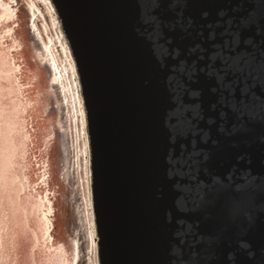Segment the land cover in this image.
<instances>
[{
    "label": "water",
    "instance_id": "water-1",
    "mask_svg": "<svg viewBox=\"0 0 264 264\" xmlns=\"http://www.w3.org/2000/svg\"><path fill=\"white\" fill-rule=\"evenodd\" d=\"M44 2L80 102L83 168L71 138L59 195L47 145L30 138L48 224L26 260L264 264V0ZM11 4L25 36L31 13ZM49 11L32 17L38 31ZM14 36L3 41L26 96L38 88Z\"/></svg>",
    "mask_w": 264,
    "mask_h": 264
},
{
    "label": "bare ground",
    "instance_id": "bare-ground-1",
    "mask_svg": "<svg viewBox=\"0 0 264 264\" xmlns=\"http://www.w3.org/2000/svg\"><path fill=\"white\" fill-rule=\"evenodd\" d=\"M22 1L31 13L30 24L25 23L24 26L25 36L9 20L15 19L18 13L11 0H0V264H31L26 260L25 246L35 242L43 226L47 228L48 224L47 219L42 218L46 213L41 212L47 196L35 191V181L40 180L41 175L36 168L31 171V164L38 157L32 151L34 139L30 138L35 137L36 141L42 140L47 145L51 159L49 173L55 183L51 190L57 189L59 195L65 196L61 188H65V182L70 178L68 152L71 138L72 150H76L77 169L81 171L83 168L79 161L81 131L77 120L80 102L74 90L65 46L59 41L61 37L49 28L54 25V20L47 7L39 6L40 1L45 5L44 0ZM20 10L26 12L23 8ZM48 11L50 17L46 20L44 16L42 30L38 31L32 17H40ZM11 30L17 32L19 39L14 36L9 43L25 45L23 51L31 59L34 73L33 85L38 88L26 96L19 84L23 79L18 77L15 59L10 55L11 46L3 41L5 33ZM27 77L28 74L24 75L25 79ZM19 176L20 182L17 181ZM79 182L83 190L80 179ZM49 206L52 208V204L49 203L48 211ZM63 206L60 205V210L65 214ZM60 256L65 264H70L74 262L76 253L67 255L62 250ZM33 262L45 264L38 259Z\"/></svg>",
    "mask_w": 264,
    "mask_h": 264
},
{
    "label": "snow or ice",
    "instance_id": "snow-or-ice-1",
    "mask_svg": "<svg viewBox=\"0 0 264 264\" xmlns=\"http://www.w3.org/2000/svg\"><path fill=\"white\" fill-rule=\"evenodd\" d=\"M184 21H183V17H181L179 20H178V23H183ZM232 22L231 21H229V24H231ZM188 25L190 26L191 25V21L189 20L188 21ZM236 42L237 43H239V37H238V35L236 36Z\"/></svg>",
    "mask_w": 264,
    "mask_h": 264
}]
</instances>
